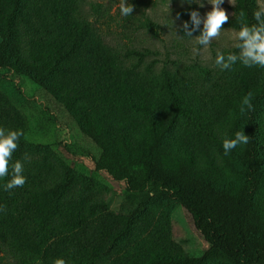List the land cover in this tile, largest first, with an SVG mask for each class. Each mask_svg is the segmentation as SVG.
Here are the masks:
<instances>
[{
	"label": "trees",
	"instance_id": "1",
	"mask_svg": "<svg viewBox=\"0 0 264 264\" xmlns=\"http://www.w3.org/2000/svg\"><path fill=\"white\" fill-rule=\"evenodd\" d=\"M80 1L0 0V38L42 74L45 91L100 150L96 169L131 180L139 211L153 200L175 201L209 248L178 259L163 207L140 223L110 212L89 178L25 140L26 120L0 94V126L24 134L12 163L21 161L27 178L23 187H0V249L8 247L14 264H264V68L238 62L206 87L142 71L149 50L115 52L81 15ZM259 8L257 0H235L222 30L255 23ZM192 10L179 15L189 21ZM129 56L138 64L128 66ZM237 131L249 142L224 155L223 138ZM31 152L37 157L29 161Z\"/></svg>",
	"mask_w": 264,
	"mask_h": 264
},
{
	"label": "rangeland",
	"instance_id": "2",
	"mask_svg": "<svg viewBox=\"0 0 264 264\" xmlns=\"http://www.w3.org/2000/svg\"><path fill=\"white\" fill-rule=\"evenodd\" d=\"M133 5L132 16L121 17L120 0H81L80 13L92 25L96 36L115 52L123 55L136 50H149L139 63V69L155 75L168 72L178 79L194 80L198 86H209L210 80L221 72L214 65L217 51L234 48V35L237 30L224 29L207 47L198 46L193 51L196 38L185 37L182 33L183 18L181 10L194 7L201 17L211 10L196 3L189 5L184 0H129ZM233 5L224 0L221 7L229 17L233 14ZM264 7V0H257ZM126 64L136 65L139 58L129 56ZM146 71V72H147ZM208 77H206V73ZM209 79V80H208ZM45 78L38 70L30 66L23 57L12 53L5 41L0 38V94L7 96L26 120L25 140L28 143L43 145L40 150H49L57 164L69 165L80 177L92 182L91 189L105 199L109 211L114 214H134L139 223L155 212L156 206L163 207L169 214L171 237L174 243V255L178 259L200 257L209 248L208 243L196 230L190 215L175 201L166 198L162 202L153 200L148 208L139 211L140 196L134 195L128 188L131 180L114 181L104 171L95 167L100 150L78 128L67 111L45 91ZM203 87V88H204ZM260 130L264 131V105L260 112ZM29 161L37 154L31 152ZM140 173L133 168V175ZM0 264H14L7 246L1 247ZM100 264H108L102 261Z\"/></svg>",
	"mask_w": 264,
	"mask_h": 264
},
{
	"label": "clouds",
	"instance_id": "3",
	"mask_svg": "<svg viewBox=\"0 0 264 264\" xmlns=\"http://www.w3.org/2000/svg\"><path fill=\"white\" fill-rule=\"evenodd\" d=\"M191 5L196 3L199 7H204L202 0H184ZM211 5V10L207 11L203 17L197 10L189 12L190 20L184 21L182 25L183 36L194 37V32H199L195 36V44L197 47L193 51L198 53L199 47H207L218 37L222 31V25L228 20L225 10L221 7L224 0H206ZM233 5L234 0H229ZM133 5L129 0H120L119 13L121 17L132 16ZM243 18V13L241 14ZM255 23L249 24L241 22L239 30L235 33L234 47L237 52L229 51L227 53L217 51L214 59V65L220 71L231 70L238 62L244 67H260L264 68V7L259 8L252 15ZM202 25V28H201ZM251 93L244 98L243 103L249 108ZM23 131L19 129H11L6 126H0V180L10 175L9 168L11 166V179H8L0 187L4 191H10L17 187H23L26 183V176L23 174V163L19 160L12 163L13 153L18 149L20 138ZM249 142V136L244 132L237 131L232 138H223L222 148L224 155H229L238 145H246ZM3 206H0L2 210ZM53 264H67L63 258H57Z\"/></svg>",
	"mask_w": 264,
	"mask_h": 264
}]
</instances>
